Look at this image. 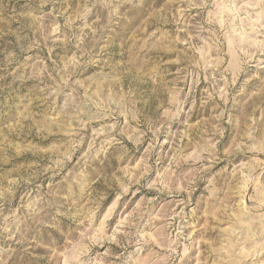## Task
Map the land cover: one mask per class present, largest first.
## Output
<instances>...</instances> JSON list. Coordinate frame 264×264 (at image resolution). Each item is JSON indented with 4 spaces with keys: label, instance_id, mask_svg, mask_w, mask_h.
<instances>
[{
    "label": "rangeland",
    "instance_id": "1",
    "mask_svg": "<svg viewBox=\"0 0 264 264\" xmlns=\"http://www.w3.org/2000/svg\"><path fill=\"white\" fill-rule=\"evenodd\" d=\"M0 264H264V0H0Z\"/></svg>",
    "mask_w": 264,
    "mask_h": 264
}]
</instances>
